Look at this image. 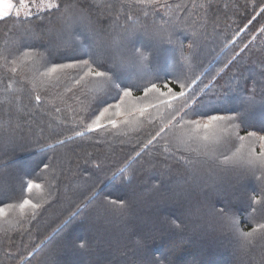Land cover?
<instances>
[{
  "label": "trees",
  "instance_id": "1",
  "mask_svg": "<svg viewBox=\"0 0 264 264\" xmlns=\"http://www.w3.org/2000/svg\"><path fill=\"white\" fill-rule=\"evenodd\" d=\"M80 2L91 6L106 46L138 29L133 44L152 49L153 43L141 34L145 29L163 36L173 32L178 42L160 43L152 58V70L161 80L167 74L179 75L190 81L189 95L195 93L221 110L236 105L253 87L259 99L264 83V0H166L156 8L132 0ZM53 12L17 18L14 8L0 21V50L8 49V62L0 60V207L21 202L22 197L41 203L35 215L27 209L23 217L17 210L0 218V264H49L51 250H56L54 264H264V237L245 243L218 215H209L210 208L226 209L241 218L243 230L251 231L247 196L257 184L241 180L243 169L204 159L188 163L196 160L194 153L165 151L172 135L167 129L144 148L170 115L163 108L150 109L151 122L115 129L108 125L76 136L84 130L81 118L91 122L93 113L117 103V91L97 99L100 94L92 84L74 83L73 70L42 83L39 57L10 63L19 55L16 41L25 26L39 37L25 43L50 60L72 63L82 55L49 46L47 30L60 26ZM179 42L188 60L181 57ZM142 95L140 88L134 90V97ZM253 118L264 121V108L258 106ZM58 139L65 143L56 144ZM45 164L48 173L43 172ZM123 168L127 171L122 179ZM219 172L225 178L216 189L206 187L210 179H198V174ZM21 178L45 185L44 192H22ZM93 187L95 202L77 209ZM107 199L128 201L129 207L124 214L114 213L101 207ZM71 212L78 215L71 218ZM68 220L62 231H54ZM144 229L152 234L141 235ZM85 241L89 247L80 249L77 245Z\"/></svg>",
  "mask_w": 264,
  "mask_h": 264
},
{
  "label": "snow or ice",
  "instance_id": "2",
  "mask_svg": "<svg viewBox=\"0 0 264 264\" xmlns=\"http://www.w3.org/2000/svg\"><path fill=\"white\" fill-rule=\"evenodd\" d=\"M132 2L156 8L166 3V0H132ZM33 7L37 13L54 10L53 15L56 16L60 26L47 30L49 46L54 51L71 49L81 52L82 55L75 58L72 63L50 60L43 52L25 43L27 39L39 38L35 30L25 26L21 37L16 41L19 55L10 63L23 64L27 60L35 61L39 57L43 61V71H39L38 74L42 83L52 78L59 79L61 74H66V70H73L74 83L76 85L92 84L94 90L100 94L97 99H102L103 95L111 90L117 91V103H108L106 107L98 111V115L93 113L94 119L90 118L91 122H85L81 118L80 123L84 130L76 131V136H83L85 131H96L108 125L115 129L121 124L130 126L145 120L151 122L150 109L159 112L163 108L170 115L165 124L144 144V148L152 144L167 129L172 135L165 144V151L174 149L177 152L194 153L196 160H189L188 163H196L204 159L216 161L224 168L243 169L244 175L241 180L252 179L257 184V188L252 189L247 196L251 209L247 219L251 231L243 230L241 218L226 209L210 208L209 215H218L222 225L238 235L245 243L264 237V121L257 122L253 118V113L258 106L264 108V83L260 87L259 99L256 96V88L253 87L252 93L242 96L236 105L222 110L217 109L211 103L199 100L195 93L189 95L190 81L187 79H182L179 75L172 77L171 74H167L161 80L160 76L153 72L152 58L158 53V45L165 42L168 44L178 42L173 32L163 36L145 29L141 34L153 43L152 49L136 47L133 44V39L139 32L138 29L122 33L113 40L111 46H106L100 38L99 20L93 21L91 6L81 3L80 0H62V2L61 0H19L18 5L14 4L13 0H0V21L10 17L13 8L16 9L17 18L20 16L21 9L25 17H30L33 15ZM261 12H264V8H261ZM82 33L86 34L83 39ZM179 43L181 57L188 60L182 51L183 43ZM194 46L195 41L189 44L190 48ZM6 51L8 49L0 50V60L8 62ZM45 51L47 52V49ZM227 66L226 64L224 67ZM11 70L15 72L16 68L13 67ZM223 70V68L220 69L217 75ZM125 76L128 77L127 81L124 79ZM35 87L36 84L33 83V88ZM137 88L142 90L143 95L134 97L133 93ZM40 99L39 95L35 96L37 103ZM174 102H179V106ZM221 111L227 114H220ZM55 143L63 145L65 140L58 139ZM47 147H54V145L49 144ZM49 170V165L45 164L43 172L48 173ZM126 171V168L119 170L122 179ZM34 189L43 193L45 185L33 179L24 181L21 178L22 192L26 191L30 194ZM96 197L97 193L93 187L89 195L81 201L80 205H77V209L86 206L87 203L95 202ZM40 207L41 203H34L31 198L22 197L21 202L8 203L0 207V218L17 210L23 217L27 209L32 210L35 215V210ZM101 207L117 214H124L129 203L125 200L107 199ZM69 215L74 218L78 212H71ZM68 222L70 220L65 221L54 231H62L63 226ZM177 227L180 226L177 225ZM77 246L80 249H87L89 243L85 241ZM55 254L56 250L49 252V264H54Z\"/></svg>",
  "mask_w": 264,
  "mask_h": 264
},
{
  "label": "rangeland",
  "instance_id": "3",
  "mask_svg": "<svg viewBox=\"0 0 264 264\" xmlns=\"http://www.w3.org/2000/svg\"><path fill=\"white\" fill-rule=\"evenodd\" d=\"M14 11V10H13ZM12 11V12H13ZM32 12L33 13H35L36 12V9H35V7H33L32 8ZM21 14H23L24 15V11H23V9H21V11H20V15ZM212 171H213V169H211ZM216 170V169H215ZM217 172V171H216ZM220 173V174H219ZM219 173H217V174H214V175H212V174H210V176L208 177V173L207 174H205V175H199L198 174V176H199V178L198 179H201V181L202 182H204V180H209L208 181V186H206V187H210V188H217L218 186H221L222 185V180H224V178H225V176H223L222 175V172H219ZM206 177H208V178H206ZM218 183H219V185H218ZM217 184V185H216ZM226 185H228V184H226ZM232 190V189H231ZM220 191V190H219ZM218 199H219V201H222V196L221 197H217ZM214 199V198H213ZM213 199H212V201H213ZM218 199H215V200H218ZM227 229V228H226ZM150 234H152V232L151 231H149L148 229H144L143 230V232H142V234L141 235H144L145 237H147V236H149ZM151 261V260H150ZM120 264H126V261L125 262H120ZM152 264V263H151Z\"/></svg>",
  "mask_w": 264,
  "mask_h": 264
},
{
  "label": "crops",
  "instance_id": "4",
  "mask_svg": "<svg viewBox=\"0 0 264 264\" xmlns=\"http://www.w3.org/2000/svg\"><path fill=\"white\" fill-rule=\"evenodd\" d=\"M13 10H14V8H13ZM13 10H12V11H13Z\"/></svg>",
  "mask_w": 264,
  "mask_h": 264
}]
</instances>
